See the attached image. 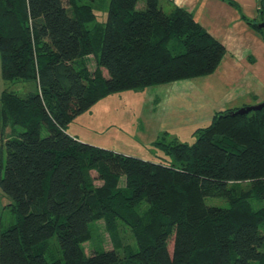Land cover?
Masks as SVG:
<instances>
[{
  "label": "trees",
  "instance_id": "obj_1",
  "mask_svg": "<svg viewBox=\"0 0 264 264\" xmlns=\"http://www.w3.org/2000/svg\"><path fill=\"white\" fill-rule=\"evenodd\" d=\"M91 1L0 0L1 77L36 84L25 97H0V190L14 216L0 230V264H264V107L216 112L192 144L156 139L168 163L66 131L108 94L210 74L225 53L181 7L109 0L97 25ZM99 219L114 240L116 221L128 226L135 246L121 255L115 241L87 255L89 223ZM54 234L62 259L47 260Z\"/></svg>",
  "mask_w": 264,
  "mask_h": 264
},
{
  "label": "crops",
  "instance_id": "obj_2",
  "mask_svg": "<svg viewBox=\"0 0 264 264\" xmlns=\"http://www.w3.org/2000/svg\"><path fill=\"white\" fill-rule=\"evenodd\" d=\"M262 1H161L166 10L175 5L191 12L194 19L222 43L225 53L210 74L151 86L147 92L143 88L155 112L152 117L157 125L151 122V126L145 128L142 124L137 134L141 142L151 145L162 131L180 126L190 125L195 131L200 124L209 123L217 111L237 109L264 100V39L262 33L251 25V22L261 21ZM68 133L81 139L77 133ZM10 204V199L0 190V230L14 220Z\"/></svg>",
  "mask_w": 264,
  "mask_h": 264
},
{
  "label": "rangeland",
  "instance_id": "obj_3",
  "mask_svg": "<svg viewBox=\"0 0 264 264\" xmlns=\"http://www.w3.org/2000/svg\"><path fill=\"white\" fill-rule=\"evenodd\" d=\"M90 3L96 13L94 24L104 25L109 7V0H94ZM143 6L144 0H139L136 7L142 8ZM89 67L91 69L94 67V59L92 57H89ZM35 86L36 84L33 80H17L11 83L3 81L0 65V97L5 89L16 93L20 97H25L29 91L35 89ZM147 88L145 89L146 92ZM143 90L144 89H124L102 97L71 120L66 127V131L77 133V135L81 137V139H79L80 141L125 155L137 156L163 163L170 162L172 159L171 156L165 153L160 144H153V142L151 145H146L137 137V134H139L138 130L141 129L142 124L145 128H149L151 122H156L154 117H152L155 116V112L152 109L151 103L148 101L150 99L147 95H144L145 91L143 92ZM155 125H157V122ZM204 125H206V123L200 124L197 127H204ZM7 129L6 131H8ZM150 132L151 129L148 130V133ZM143 133L144 132L141 133V136ZM193 133V128H191L190 125L180 126L167 130V132L162 131L157 141L162 144H192L196 137ZM41 134H46L44 128H42ZM4 163L5 156L3 150V165ZM1 173H3L2 169ZM100 183V181H96V184ZM120 184H123V180L120 181ZM238 185L245 187L246 183L239 182ZM205 203L222 207L228 205L224 198L216 197H206ZM262 203L261 201H252L254 208H258ZM7 211L10 212L8 209ZM10 214L12 213L10 212ZM116 226L117 234L114 240L110 235V230L106 227L105 220L99 219L90 222V237L83 243L85 253L90 255L93 252L113 249L115 241L119 246L117 251L121 255L125 247H134V236L130 228L118 221H116ZM3 227L6 226L4 225ZM45 247V256L47 260L55 258L62 259V253L55 234L47 239ZM171 247L172 240L169 243V248L171 249Z\"/></svg>",
  "mask_w": 264,
  "mask_h": 264
},
{
  "label": "water",
  "instance_id": "obj_4",
  "mask_svg": "<svg viewBox=\"0 0 264 264\" xmlns=\"http://www.w3.org/2000/svg\"><path fill=\"white\" fill-rule=\"evenodd\" d=\"M262 6H263V15H262L261 21L257 23V27L262 30V35L264 39V0L262 1ZM263 107H264V100L257 104L245 105V106L239 107L232 112L238 113V114H244V113H248L249 111L260 110Z\"/></svg>",
  "mask_w": 264,
  "mask_h": 264
}]
</instances>
